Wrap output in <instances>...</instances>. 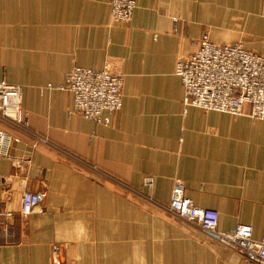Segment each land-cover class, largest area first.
<instances>
[{"label": "crops", "instance_id": "0c3cea01", "mask_svg": "<svg viewBox=\"0 0 264 264\" xmlns=\"http://www.w3.org/2000/svg\"><path fill=\"white\" fill-rule=\"evenodd\" d=\"M127 23L110 0H0V81L18 84L29 127L0 156V264H247L131 193L169 203L176 181L218 211L221 230L264 231V120L189 106L175 68L203 37L264 55V0H135ZM74 66L124 75L108 125L74 110ZM14 160L22 162L16 165ZM151 176L154 186L145 185ZM42 191L23 217L21 196Z\"/></svg>", "mask_w": 264, "mask_h": 264}, {"label": "built area", "instance_id": "2783aa9c", "mask_svg": "<svg viewBox=\"0 0 264 264\" xmlns=\"http://www.w3.org/2000/svg\"><path fill=\"white\" fill-rule=\"evenodd\" d=\"M111 18L115 23L129 22L135 12V0H110ZM185 94L184 113L189 106L206 111L231 115L245 113L264 120V55L245 48L241 43H217L203 37L194 51L178 59L175 68ZM124 75L110 67L102 69L74 66L64 84L49 88L66 90L74 96V110L98 124L111 123L113 114L123 106ZM0 118L10 125L27 129L29 121L23 107V91L18 84L0 81ZM17 138L0 129V156L8 154L12 141ZM16 165L22 164L14 160ZM145 185L154 186L148 176ZM44 193L25 188L21 196L20 214L23 217L42 209ZM168 208L187 224L201 230L206 236L232 250L238 251L247 264H264V231L261 238L253 236L250 225L239 224L229 231L219 229V213L204 208L189 197L178 180L172 191ZM5 226L13 217L12 210L0 212Z\"/></svg>", "mask_w": 264, "mask_h": 264}, {"label": "rangeland", "instance_id": "374dc122", "mask_svg": "<svg viewBox=\"0 0 264 264\" xmlns=\"http://www.w3.org/2000/svg\"><path fill=\"white\" fill-rule=\"evenodd\" d=\"M131 201L139 205H144L148 209V212L151 214H160L165 218L176 221L178 224H180L184 228H187L188 230H197L196 228L184 222V220L178 217L174 212H172L168 208V203H161L160 201L156 200L155 198H151L148 195H139L134 192L131 193ZM197 231L203 233L199 229Z\"/></svg>", "mask_w": 264, "mask_h": 264}]
</instances>
